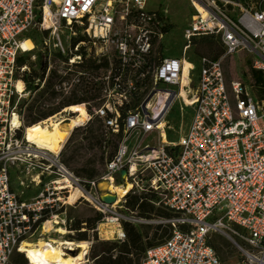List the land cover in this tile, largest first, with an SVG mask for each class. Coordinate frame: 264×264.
Segmentation results:
<instances>
[{
    "label": "built area",
    "instance_id": "2783aa9c",
    "mask_svg": "<svg viewBox=\"0 0 264 264\" xmlns=\"http://www.w3.org/2000/svg\"><path fill=\"white\" fill-rule=\"evenodd\" d=\"M190 1L196 14L183 32L181 53L156 62L167 33L156 12L147 10L148 0H0V264H10L15 253L28 260L22 248L47 229L67 233L66 212L78 202L102 216L99 241L124 244L126 225H148L125 213L131 204L139 208L134 201L142 198L173 218L163 222L170 230L165 242L146 250L139 264H220L210 247L214 234L227 236L246 264H264V96L240 81L228 87L223 72L228 57L242 64L246 56L264 82V0ZM209 36L224 49L215 62L196 55L195 42ZM26 42L33 52L40 46L46 67L40 90L48 82L58 96L99 89L103 104L94 115L117 146L99 183L116 198L113 205L102 202L98 183L63 165L67 143L51 152L25 142L18 75L27 68H18V59L33 53L23 52ZM91 59L104 63L105 72L93 76L86 66ZM53 60L60 67L52 70ZM133 100L137 107L122 119ZM179 104L189 120L169 126ZM83 107L88 120L72 133L92 119ZM13 173L20 174L19 188L37 193L22 199ZM128 186L120 199L116 189Z\"/></svg>",
    "mask_w": 264,
    "mask_h": 264
},
{
    "label": "trees",
    "instance_id": "16d2710c",
    "mask_svg": "<svg viewBox=\"0 0 264 264\" xmlns=\"http://www.w3.org/2000/svg\"><path fill=\"white\" fill-rule=\"evenodd\" d=\"M158 18L163 22V16L160 11L156 12ZM166 33L167 28L164 25ZM37 34V33H36ZM38 36V34H37ZM33 41L38 45V39ZM196 55L200 58L207 59L209 61H218L224 56V49L219 42L213 36L204 37L195 42ZM166 46L160 42L155 52V61L161 62L165 59ZM243 63L241 66L236 64L235 57H228L223 63V72L226 85L229 87L234 81H240L248 84L253 88L255 95L258 98L264 96V82L263 75L254 70L253 61L250 57H242ZM27 68V70L18 75V79L35 86V96L28 102L23 103L21 109L24 113L25 128H31L36 126L41 117L52 111L57 100V94L52 89L51 82H48L46 86L40 90L41 82L43 81L46 73V67L38 60L37 68L34 69L33 65L27 66V62L23 58L18 59V68ZM92 75H96V70H91ZM53 80V75H52ZM81 93H74L69 100H61V105H87V112L92 117L88 126L84 129H76L61 155V161L63 165L72 172L76 177L85 180L87 182H95L99 184L100 179L105 173L107 164L114 158L117 146L111 142L107 137L103 122L94 115V111L102 106L103 100H101V94L99 89L92 85L89 88H85ZM139 101H133L129 106L121 111V117L124 119L126 111L135 109ZM77 136H81V142L73 145L74 139ZM69 144V145H68ZM70 145H73V149ZM72 150L69 157L67 153ZM79 160L81 162H79ZM103 168V173H100V169ZM23 198V197H21ZM145 198L137 201L140 213L144 210ZM102 221L100 214H95L92 217H80L71 211L66 215V226L68 236L67 242L70 243H91V248L88 252V257L92 264H134L133 254L141 251L145 252L143 246L142 237L138 234L134 228L125 226L124 231L127 237V242L124 244L101 242L98 240L95 231ZM210 247L216 253L220 264L226 262L223 258V249H232V246L222 240L218 246L210 241ZM10 264H27V260L24 255L15 253L11 259Z\"/></svg>",
    "mask_w": 264,
    "mask_h": 264
},
{
    "label": "rangeland",
    "instance_id": "374dc122",
    "mask_svg": "<svg viewBox=\"0 0 264 264\" xmlns=\"http://www.w3.org/2000/svg\"><path fill=\"white\" fill-rule=\"evenodd\" d=\"M147 10L151 11V12L160 11V14L163 16L164 25L168 30L167 36H165L164 39L162 40V43L167 48L165 57L166 58L178 57L179 54L181 53V50L183 47V39H182L183 32L193 22V19H194L195 14H196V11H195L191 1L190 0H148ZM30 35H31V37H33L34 39L37 40L38 36L36 33L32 32ZM38 43H40V40H38ZM156 50H157V48H156ZM156 50H155V52H156ZM33 57L36 58V61H34L32 59ZM40 57H41V55H40V46H39V47H37V49L33 53L28 54V55H23L21 58H23L27 62V66L33 65L34 69H36L37 63H38V60L40 59ZM235 58H236L235 59L236 64L241 66L242 64L239 63L238 57H235ZM59 62H60L59 60H57V61L53 60L52 70L54 68L60 67ZM41 63H42V61H41ZM86 66L89 67L91 70L95 69L96 74H102L103 72H105V64L104 63L98 64L93 59H91L89 61V65L86 64ZM35 92L36 91L34 89L31 93L25 94V99L23 100V103L30 102L34 98ZM74 93H77V91H75ZM71 98H72V96H64V95L58 96L57 95V100L55 101V106H59L61 100H69ZM132 102H130V104ZM80 105H83V104H80ZM184 117L186 118V121L189 120L188 116H186V115L183 116L181 114L180 104H179L175 108V110L172 112L171 117H170L169 122H168V125L174 126L177 128L180 126H183V124L181 123V120ZM173 120H174V123H173ZM186 125H187V122L185 123V126ZM61 130L64 131L65 128H61ZM80 142H81V136H77L74 139L73 145L79 144ZM151 142H152V144L153 143L155 144L157 142V138L156 139L154 138L153 140H151ZM73 145H70L72 149L74 148V147H72ZM71 152H72V150H70L67 153V157L70 156ZM79 162H81V161L79 160ZM98 168L100 169V173H103V168H101V167H98ZM18 176L20 178V174L13 173L14 190L16 191L17 194L22 195L21 196V197H23L22 199H30L31 197H33L37 193L38 189L24 190V189L19 188L17 185V182L19 181L17 178ZM97 189H98V192L104 196L106 193L107 187L103 183H99L97 185ZM134 203L137 204V202H135V201H134ZM132 207H133V204H131L130 208H125V213L129 217H135L134 215H136L137 218H139L141 220H145L148 223V225L141 226V227H135V226H129V225H126V226L134 228L135 231L141 235L142 241H143V246L145 248V252H146V250H148L150 248L157 247V246H160L161 244H163L170 234L169 228L166 227L165 225H163V222L166 219H172L173 216L166 213L161 208H148L147 203L144 204V210L141 213H140L138 208H132ZM71 211H73V213H75L76 215H78L80 217H84V218L85 217H92L95 214H100L94 209L93 206H91L87 203H83V202H78L74 208H69L66 212V215L69 214ZM50 229H47V230H50ZM47 230H45V232ZM67 236H68V234H66L65 236L58 234L53 239H57L60 241H67L66 240ZM222 240H225L226 242H228L232 246V249L231 248L223 249V258L226 260V262L221 261V264H246V261L242 257V254L239 251V249L235 246V244L227 236H225L223 234H214L211 237V242L215 243L217 246L219 244H221ZM39 241H42V242L48 241V238L46 237L45 233L41 234L38 237V240L36 242L33 241L32 246H34ZM83 243L87 244V251L89 252V249L91 248L90 243L89 242H83ZM75 244H78V243H75ZM237 244L240 247L246 249L244 244H242L240 242H237ZM61 250L65 255L71 256V257H75L76 253H77L76 249H74V248L62 247ZM69 250H72V251L74 250L75 256L70 255ZM145 252L143 253L141 251H138V252L134 253L133 254V263L139 264L141 262V260L143 259ZM88 258H84L82 264H84V261H87ZM25 259H26V257H25ZM27 264H29L28 260H27ZM88 264H92L90 259H89Z\"/></svg>",
    "mask_w": 264,
    "mask_h": 264
},
{
    "label": "bare ground",
    "instance_id": "6f19581e",
    "mask_svg": "<svg viewBox=\"0 0 264 264\" xmlns=\"http://www.w3.org/2000/svg\"><path fill=\"white\" fill-rule=\"evenodd\" d=\"M34 46L30 42L23 44V52H33ZM195 87V79L189 84V88ZM35 89L34 85L21 82L18 85V92L27 94ZM196 90H194L195 92ZM88 120L83 105H61L41 117L39 123L31 128L26 129L24 140L27 144H35L51 152H58L64 146L72 131L79 123ZM66 125L64 131L60 128ZM130 190V186L122 190L116 189V194L121 199L125 192ZM56 234L65 236L67 233L59 228H51L45 232L48 238L47 242L39 241L34 246H24L23 252L27 255L31 264H82L87 251L86 243H70L53 239ZM74 248L77 253L75 257L65 255L61 248Z\"/></svg>",
    "mask_w": 264,
    "mask_h": 264
},
{
    "label": "water",
    "instance_id": "95a60500",
    "mask_svg": "<svg viewBox=\"0 0 264 264\" xmlns=\"http://www.w3.org/2000/svg\"><path fill=\"white\" fill-rule=\"evenodd\" d=\"M126 175L125 172H122L121 173V177L124 178ZM102 202L106 205H113L115 202H116V198L114 196H111V195H105L102 197ZM69 254L72 255V256H75V251L73 250H69Z\"/></svg>",
    "mask_w": 264,
    "mask_h": 264
}]
</instances>
